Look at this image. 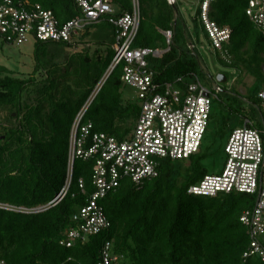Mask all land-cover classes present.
Here are the masks:
<instances>
[{
    "label": "trees",
    "instance_id": "obj_1",
    "mask_svg": "<svg viewBox=\"0 0 264 264\" xmlns=\"http://www.w3.org/2000/svg\"><path fill=\"white\" fill-rule=\"evenodd\" d=\"M12 1L22 2L27 9L40 5L63 23L80 17L71 0ZM175 1L172 5L170 0H140L141 25L133 47L166 51L164 33L172 31L170 51L149 58L157 81H192L193 76L213 80L200 53L203 44L212 45L202 20L204 0L191 23L181 2ZM113 4L118 17L133 12V0H113ZM248 7L249 0H218L211 4L209 18L232 31L217 60L254 76L251 92L242 96L222 86L214 101L221 105V114L212 109L201 152L188 161H161L159 176L140 185L130 178L121 180L99 202L111 227L97 235L84 234L82 223L74 220L97 191L94 160L76 162L68 195L57 206H49L67 185L74 123L107 76L83 124H92L94 133L124 141L140 116L139 105L124 97L125 66L110 71L115 44L101 42L94 54L85 48L71 53L86 45L89 28L76 43L35 42L31 76L23 72L17 76L0 65V113H8L6 119L0 118V264H99L108 243L119 258L116 264H264L259 255L244 257L251 236L241 218L256 207V196L189 193L208 176L205 162L226 152L237 117L245 126L246 115L251 114L258 122L250 120L254 127L264 130V105L259 98L264 89V34L247 16ZM214 119L220 127L213 132L209 129ZM40 208L48 209L22 211ZM73 231L81 232V238L69 247Z\"/></svg>",
    "mask_w": 264,
    "mask_h": 264
},
{
    "label": "built area",
    "instance_id": "obj_2",
    "mask_svg": "<svg viewBox=\"0 0 264 264\" xmlns=\"http://www.w3.org/2000/svg\"><path fill=\"white\" fill-rule=\"evenodd\" d=\"M80 17L67 23L61 22L52 11L40 5L27 9L20 2H0V32L9 45L21 47L30 39L40 43H76L83 33L94 26L107 23L115 28V58L111 72L124 65V84L136 91L141 109L133 132L124 141L106 134L94 133L93 125L83 124L87 111L108 80L107 76L96 88L88 103L77 117L70 138L67 185L50 207L60 204L68 195L78 160L96 162L93 176L97 191L89 203L75 216L81 222V232L97 235L111 227L99 206L120 181L130 178L140 185L145 180L159 176L161 161H188L201 152L209 127L213 103L223 91L222 85L209 89L197 76L189 81L180 78L174 83L157 81L149 66V58H160L170 51L173 32H165L168 50L135 49L141 25L140 0H133V12L118 17L113 0H71ZM173 1V2H172ZM218 0H204L202 20L216 51L222 52L231 39L229 28H220L209 18L211 4ZM174 5L175 0H170ZM117 16V17H116ZM247 16L264 34V0H249ZM110 72V73H111ZM264 105V89L259 94ZM227 160L219 175H208L189 193L194 196L216 197L220 194H247L256 196L253 210L246 211L241 221L249 229L251 245L245 259L259 255L264 262V130L247 121L236 129L226 147ZM81 189L84 183L81 182ZM48 208L24 213H42ZM13 210V209H12ZM20 212V210H18ZM81 232L70 233L69 247L81 238ZM108 243L99 264H116L119 260Z\"/></svg>",
    "mask_w": 264,
    "mask_h": 264
},
{
    "label": "rangeland",
    "instance_id": "obj_3",
    "mask_svg": "<svg viewBox=\"0 0 264 264\" xmlns=\"http://www.w3.org/2000/svg\"><path fill=\"white\" fill-rule=\"evenodd\" d=\"M181 2L182 12L186 15V18L191 23L192 18L196 15L199 8L201 7L203 0H178ZM173 2V1H172ZM171 4V3H170ZM101 42H105L108 46L112 47L115 44L114 31L112 27L103 23L97 26L92 27L88 31V35L86 36V45L80 46L79 48L72 50L71 53H80L83 49H89L91 54L98 49V44ZM34 48L35 42L30 39L28 43L25 45L18 47L15 45L7 44L4 39L0 36V65L7 67L9 70L15 72L17 76H19V72H23L26 76H31L34 71ZM70 52V51H69ZM200 53L204 58L205 63L208 66L211 78H202L201 83L207 86L209 89H214L217 85L225 86L226 89L231 90L235 89L242 96H246L251 92L252 86L254 85L256 78L251 76L247 72L242 70H234L232 68H226L221 65V63L217 60L216 51L213 45L203 44L200 49ZM226 60V58H224ZM264 70V69H263ZM221 75L228 76V82L226 84H221L218 82V77ZM263 90V89H262ZM124 97L126 101L138 103L136 100V91L129 86L125 85L123 89ZM221 105L219 103L213 104L214 113L221 114ZM8 113L1 112L0 118L6 119ZM247 121H252L254 124H257V120L254 119L253 115L247 114ZM246 121V122H247ZM244 120L237 117L234 121V127L236 129L243 128ZM220 127V123L217 119L212 120L210 124V129L213 132ZM260 130V129H259ZM262 130V129H261ZM208 139V138H207ZM205 139V144L207 142ZM227 160L226 152L218 153L212 157H210L206 162L205 166L208 169V175H219L222 174L225 168ZM190 163H187L186 166H189Z\"/></svg>",
    "mask_w": 264,
    "mask_h": 264
},
{
    "label": "water",
    "instance_id": "obj_4",
    "mask_svg": "<svg viewBox=\"0 0 264 264\" xmlns=\"http://www.w3.org/2000/svg\"><path fill=\"white\" fill-rule=\"evenodd\" d=\"M218 82L221 83V84H226L228 82V78L226 75H221L218 77Z\"/></svg>",
    "mask_w": 264,
    "mask_h": 264
}]
</instances>
